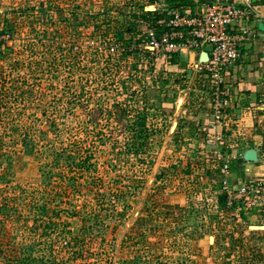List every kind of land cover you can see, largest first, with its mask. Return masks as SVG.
Instances as JSON below:
<instances>
[{"label": "rangeland", "instance_id": "374dc122", "mask_svg": "<svg viewBox=\"0 0 264 264\" xmlns=\"http://www.w3.org/2000/svg\"><path fill=\"white\" fill-rule=\"evenodd\" d=\"M176 2L180 4L181 0H0V81L5 82L7 98L14 104L18 88H32L30 99L23 101V124L45 130L46 121L54 120L57 127L53 135H32L42 146L35 153H17L13 149L16 147L6 144L0 148V264H99L97 259L106 256L109 264L129 262L137 251L123 240L135 225L142 227H136V233L150 238L151 264H264V229L252 228L260 222L252 216L261 213L243 209L238 201L227 206L218 179L220 169L218 173L211 166L217 163L200 158V152L221 150L223 162L229 166L227 149L231 145L238 149L236 156L240 158L245 144L239 148L236 143L229 146L220 141L214 148L198 142L189 143V148L182 137L187 130L174 133L177 122L187 114L182 113L183 106L192 100L187 85L198 91L192 93L194 96L204 91L206 99L211 98L212 84L194 73L192 54L179 55L176 67H167L171 73L185 76L178 78L185 90L174 93L172 107L159 104L165 110L166 126L150 142L147 154L127 159L118 155L128 134L124 126L136 116L122 117L120 107H142L134 97L151 81V75L139 70L147 69L149 62L156 72H166L163 65L167 61L162 55H151L150 60L134 53L136 46H144L146 25L141 23L134 38L124 32L123 41H115L106 27L112 23L121 28L124 20L130 26L135 22L128 18L132 9L139 12L145 8L158 12L154 16L166 17ZM29 56L43 62L38 73H34V66H26ZM43 58L56 61L49 67ZM157 91L148 89L147 102L155 101ZM66 102L72 107L68 118L62 113ZM149 114L144 116L160 124L162 115ZM17 117L12 114L9 119L20 123ZM190 126L183 124L182 129L189 128L190 132ZM67 145L79 147L81 152L88 148L93 153L88 172L68 171ZM247 146L256 147L249 142ZM187 147L196 154L189 156ZM60 151L63 156L58 157ZM202 163L203 168H198ZM61 173L64 182L59 180ZM69 176H75V180L69 181ZM153 194L171 207L151 212L150 225L154 228L150 233L146 229L149 224L139 216H145ZM5 200L8 202L3 204ZM41 204L48 207L51 220L46 235L42 234L41 213L36 208ZM99 204L101 214L107 216V227L94 244L96 255L82 260L76 254L73 259L71 253L80 248L73 239L80 237L81 222L76 212L89 211ZM112 204L126 206V216L111 217ZM55 209L59 211L57 216Z\"/></svg>", "mask_w": 264, "mask_h": 264}, {"label": "trees", "instance_id": "16d2710c", "mask_svg": "<svg viewBox=\"0 0 264 264\" xmlns=\"http://www.w3.org/2000/svg\"><path fill=\"white\" fill-rule=\"evenodd\" d=\"M204 1V0H200ZM177 3V2H176ZM182 4H192L193 2L191 0H181ZM194 4V3H193ZM155 14H158V12L154 11H150V10H146L145 8H141L139 12H135L134 9L130 10V12L128 13V18L129 21H135L132 22L130 26H128V22H125L126 20H124V22H120V24H122L121 28H115L116 24H110L108 25L106 28H109L107 32L112 33L113 37L115 38V41H123L124 37H123V33L126 32L129 34L130 38H134V36L137 34V32L139 33V28L143 25H145V23L149 22V20L153 21L155 19L161 18L160 16H154ZM165 17V16H164ZM9 23V22H7ZM142 23V25H141ZM72 24V23H71ZM54 36L51 37V39H53ZM56 42V40H55ZM144 43V42H143ZM50 44V43H49ZM32 44L26 46L28 48H31ZM56 48L55 51L57 50V48L59 47V43L55 44ZM139 45V44H137ZM135 47V52L137 55H139V53L147 58V59H152V54L149 50L147 49H142L141 47ZM50 48L48 47L46 49V51H49ZM68 51H71L70 49H68ZM177 58L178 55L177 54H172L167 56V63L169 64V66H174L177 63ZM43 60L45 61V65L47 66H53L54 61H56L53 58H43ZM26 66L31 68L32 66H34L35 68L33 69L34 73L39 71V69L44 65L43 62L37 61L34 58H30V56L28 57V59L26 60ZM147 64L149 66H147V69H141L139 71H142L144 73H148L149 75H151V81L149 80L150 84L147 86V88L142 87V90L139 92H136L137 96H135V100L140 101L139 103L142 105V107L139 108L138 104L135 105L133 108L134 110H127V109H121L120 107V115H125V117H133L134 115L135 118L130 120L129 123L127 122L126 125L124 126V130L128 133L127 136H125L124 142L123 144L121 143L120 148L118 149V155L123 156L124 159H127L129 157L132 156V158H140L143 157L142 155L147 154V152L149 151V145L150 142L154 140V138L156 137V134L159 132H162L163 129H165V117L163 116V111H161L160 109V105L161 102H166L169 100H173L174 99V93L179 90L182 89L183 85L180 84L178 78L179 76H177V74H173L171 72H163V71H158L156 72L152 67V65L147 62ZM107 63L105 64L106 67ZM32 69V68H31ZM108 71H111V69H109L107 67ZM141 77H143V74H140ZM180 77H185V76H180ZM171 78V80H170ZM208 82V80H206ZM180 84V85H179ZM185 88V87H183ZM6 86H5V82L4 81H0V128H2V132L0 133V148L2 147V145L6 146H14L16 148H13L15 150V152L17 151V153H21L24 152L25 150H27L29 153H35L37 152L42 146L39 145L40 141L35 140V138L32 136L33 134L36 133H41V134H46V133H51L52 135L55 133V128L56 124L54 122V120L51 121H46L47 123L45 124L46 129L44 130V128L42 129V127L40 126H36L35 124L32 125H25L22 122V118L21 116L24 115V113L22 111H24V105H23V101L26 99H30L31 94H33V89L29 88V87H20L18 89H20V91L17 93V95L15 96V103L11 104L8 100L7 97H9V92L6 91ZM148 89H150L151 91L158 89V93L156 94L157 97L155 99V101L147 102V91ZM153 92V95H154ZM155 97V95H154ZM133 100V101H135ZM67 105L65 106L66 108H62V113L64 114V116L66 118H68V116L70 115V113L72 112V107L70 108L69 102H66ZM75 106V105H73ZM54 108V107H53ZM20 109V110H19ZM150 111H152V116L153 117H157V115H162L161 116V120H160V124L156 121H152V117L151 118H147L146 116H149ZM161 113V114H160ZM15 114V116H19L17 117V122L20 123H15L13 122V118L9 119V116ZM146 115V116H144ZM30 118V117H27ZM33 122V121H32ZM180 125L177 124V127L174 131V133H176V131L178 129H180ZM8 139V140H6ZM117 143V142H116ZM60 148L55 149L56 151H59ZM69 153L67 154V156H65V167L69 168V172L72 171V169H74L75 173L77 174V172L82 171L83 169H85V172H88L90 169V166L92 165V159L93 157V153L89 152L88 148L86 149V152H81L82 149L79 147H75L73 148L72 146L67 145L65 148ZM11 150V151H14ZM1 151V149H0ZM8 151V150H7ZM63 151V150H62ZM13 153V152H12ZM11 153V154H12ZM16 153V154H17ZM62 152H57V156L61 157L63 155H61ZM0 155L1 152H0ZM56 156V158H57ZM8 163V162H7ZM3 166L2 162H0V168ZM66 175V174H65ZM64 174H58L59 180L60 182H64ZM75 180V176L70 177L69 176V181L70 180ZM152 198L149 199L150 201V206H147V208L144 210L145 212V216H143V214H140V218L142 220V222L144 224H149L148 226H146V229L152 233L153 230L152 228L153 225H150L151 222H153V217L151 216V212L153 210L158 211L159 208H163V207H168L170 208L171 206L169 204H167L166 201L164 200H160L156 198V194H153L151 196ZM226 197V196H225ZM156 198V199H155ZM15 198H9L10 201H14ZM3 204H6V202L8 201H3ZM48 204V203H47ZM32 206V205H31ZM34 206V205H33ZM119 207H116L115 204L111 205V217L113 218H124L126 216V206H124L123 204H118ZM1 207V206H0ZM36 208L39 210V212L41 213L40 217H41V224L43 223V231L42 234H47V229L49 228V223H51V220L48 219V207L46 206V204H41L36 206ZM110 208V207H109ZM102 211V205H96L93 208H90L89 211H83V212H76L77 217L79 218V221L81 222V227H80V237H76L73 238L75 241V245L80 244V248L77 251H73L71 254H73V259H75L77 257V255H80V259H87L91 256H94L96 254H94V244L96 243V241L98 240V238L101 237V232L102 230H105V228L107 227L105 224V218H107V216H104L101 214ZM58 210L55 209V216L58 215ZM48 219V221L46 222V220ZM55 226H57V223L55 222ZM137 228H142L140 225H135L133 227V229L131 230L130 234L125 235L123 243L127 242L128 245H130V247L132 246V249H135L137 251V254H134L129 262H125V261H119L118 264H151V259L150 257L152 256L150 254V248L151 245H149V239L148 237H146L145 233H136L135 230ZM65 245H69V243H66ZM144 248V251L141 250ZM141 252V253H140ZM77 254V255H76ZM150 254V255H149ZM86 255V256H85ZM157 260L160 259L159 254L157 255ZM87 257V258H86ZM110 260L108 259V257H103V258H99L97 259V263H102V264H109ZM96 262V260H95Z\"/></svg>", "mask_w": 264, "mask_h": 264}, {"label": "crops", "instance_id": "0c3cea01", "mask_svg": "<svg viewBox=\"0 0 264 264\" xmlns=\"http://www.w3.org/2000/svg\"><path fill=\"white\" fill-rule=\"evenodd\" d=\"M176 5L192 8L193 14L197 12L195 8L196 4L176 3ZM254 6L256 11L264 12V0H255ZM246 29L247 32L243 34V42L241 43V58L234 68L230 70V75L226 77V84L220 88L222 93H224L222 98L226 99L227 102L220 110L221 119L215 121L213 116L214 87L212 86L211 98L206 99L207 93L201 91L200 95L194 96L195 94L193 95L192 93L197 92L198 94V91H195L194 87L193 90L192 86L187 85L186 88H189L192 100H189L187 106H183L182 108V113L187 112L185 117H181L185 119L181 123L177 122L181 126L179 130H187L182 137L188 142L185 144L189 148L192 147V143L197 144L198 142H205L207 146L213 147L220 141H223L221 145L226 143L230 146V144L236 143L235 146L239 148L245 144L246 148L240 154V158L236 156L238 149H234L232 145L230 146L232 148L227 149V151L229 150V166L223 162L225 161V156L221 153V150L220 152L216 149L213 151L209 150L210 152L207 150V152L204 151V154L200 152L202 156L199 154L201 160L206 158V162L211 160V162L217 163L211 166L217 168L218 173L220 169L221 176L216 172L218 179L220 178L219 182L225 177L228 180V184L233 187L238 186L242 182H248L264 176V20L256 21L254 17H251L246 25ZM188 53L190 56L192 54L194 59L192 66L194 71L195 64L199 62V56L195 52L188 51L177 55L186 56ZM163 66L164 68L166 67L167 72H170L167 68L169 66L167 62L166 66L165 64ZM169 67L174 68L176 64ZM194 73L197 74L195 71ZM197 75L201 77L199 74ZM183 90L185 89H179V92ZM197 98H199L198 101H195ZM171 102L173 100L163 102V106L172 107ZM175 107L177 108L178 106L176 105ZM161 111H165L162 110V106ZM183 124L185 126L191 125L190 128L192 127L193 129L188 132L189 128L182 129ZM214 125L216 126L215 129L212 128ZM201 131L204 132L201 134ZM248 142L249 144L256 145L254 147L258 156L256 163L246 162L242 158L244 152L250 149L247 146ZM189 148L187 147L186 153H189L190 156L191 153H195V150H189ZM203 165L205 164L202 163L198 168H203ZM224 165L228 167L226 175L221 173ZM204 168H207V166ZM252 218L254 221L260 220V222L255 223V226L264 227V216L258 214L252 216Z\"/></svg>", "mask_w": 264, "mask_h": 264}, {"label": "built area", "instance_id": "2783aa9c", "mask_svg": "<svg viewBox=\"0 0 264 264\" xmlns=\"http://www.w3.org/2000/svg\"><path fill=\"white\" fill-rule=\"evenodd\" d=\"M191 1L196 4V14H193L192 8L176 5L168 11L166 17L145 23L147 30L144 46L141 48L166 59L169 55L188 51L195 52L198 56L201 52H206L207 61L195 64L194 71L214 87L213 116L215 121H219L220 110L227 103L222 98L224 93L220 88L226 84L230 70L241 58V43L243 34L247 32L246 25L251 17L256 21L264 20V12L255 10V0ZM212 128L215 129L216 126ZM227 171L228 167L224 165L221 173L226 175ZM221 186L227 197V206L238 201L242 203L243 209L264 216V176L236 187L229 185L224 177Z\"/></svg>", "mask_w": 264, "mask_h": 264}, {"label": "water", "instance_id": "95a60500", "mask_svg": "<svg viewBox=\"0 0 264 264\" xmlns=\"http://www.w3.org/2000/svg\"><path fill=\"white\" fill-rule=\"evenodd\" d=\"M198 61H199V63H204V62L207 61V54H206V52H201L200 53ZM174 126H176V124H174L173 127ZM242 158L246 162L256 163L258 161L257 151L254 148L247 149L244 152ZM252 228L257 229V230L262 229V228L264 229V227H260V226H254ZM211 238L212 237L209 238V241L211 240Z\"/></svg>", "mask_w": 264, "mask_h": 264}, {"label": "bare ground", "instance_id": "6f19581e", "mask_svg": "<svg viewBox=\"0 0 264 264\" xmlns=\"http://www.w3.org/2000/svg\"><path fill=\"white\" fill-rule=\"evenodd\" d=\"M152 9V8H151Z\"/></svg>", "mask_w": 264, "mask_h": 264}]
</instances>
